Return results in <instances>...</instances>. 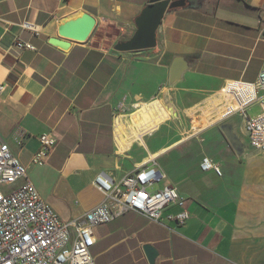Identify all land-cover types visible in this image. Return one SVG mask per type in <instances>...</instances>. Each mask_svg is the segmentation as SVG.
I'll return each mask as SVG.
<instances>
[{"label":"crops","instance_id":"obj_1","mask_svg":"<svg viewBox=\"0 0 264 264\" xmlns=\"http://www.w3.org/2000/svg\"><path fill=\"white\" fill-rule=\"evenodd\" d=\"M149 1L0 0V143L65 222L106 202L98 175L118 184L154 160L164 178L152 190L174 186L187 199L184 224L168 219L181 211L171 205L161 224L130 211L95 228L96 264H149L147 244L159 251L157 264H264V153H236L220 128L232 117L195 126L215 114L208 103L222 99L227 82H255L264 69V0H187L166 13L156 48L115 50ZM78 12L96 18L93 33L86 42L62 39L61 20ZM19 40L36 49H18ZM177 58L187 70L171 85ZM50 130L58 144L44 166L34 165ZM206 158L222 175L204 169Z\"/></svg>","mask_w":264,"mask_h":264},{"label":"built area","instance_id":"obj_2","mask_svg":"<svg viewBox=\"0 0 264 264\" xmlns=\"http://www.w3.org/2000/svg\"><path fill=\"white\" fill-rule=\"evenodd\" d=\"M264 22V17H263ZM24 29L34 30L31 23ZM20 50H35L29 42L19 40ZM6 85H0V97ZM228 104L223 120L240 115L250 146L264 153V69L257 81H229L222 89ZM259 103L261 112L249 115L253 104ZM232 105H235L234 109ZM124 103L119 106L123 109ZM231 106V107H230ZM1 113V109H0ZM25 133L18 131L16 141L23 145ZM40 147L32 156V163L44 166L58 144L53 130L39 137ZM153 164L144 165L125 176L118 184L98 175L95 184L105 195L106 202L81 217L65 222L43 198L28 178V167L16 157L10 146L0 143V264H96L92 249L97 243L95 228L107 225L125 213L134 211L150 222L161 224L165 209L177 205L181 211L168 219L184 224L190 218L187 199L174 186L152 190L163 178ZM205 170L222 175L219 165L206 158ZM23 181L19 186L17 184Z\"/></svg>","mask_w":264,"mask_h":264},{"label":"water","instance_id":"obj_3","mask_svg":"<svg viewBox=\"0 0 264 264\" xmlns=\"http://www.w3.org/2000/svg\"><path fill=\"white\" fill-rule=\"evenodd\" d=\"M186 5L187 0H150L149 4L142 10L135 21L137 30L132 38L116 44L115 50L119 52H137L156 48L158 44V30L162 25L166 13L174 9L186 7ZM78 13L82 15L73 20L66 22L67 18L71 15L61 20L59 36L62 39L86 42L93 33L97 23L96 18L88 12ZM50 43L62 49L70 47L69 42L56 38H51ZM186 70V62L181 58L175 59L171 64L170 70L171 85L180 81ZM220 128L237 154L242 155L252 149L248 140L237 133L238 126H236L235 121L222 123ZM143 250L149 264H157L160 256L157 248L151 244H147L143 247Z\"/></svg>","mask_w":264,"mask_h":264},{"label":"bare ground","instance_id":"obj_4","mask_svg":"<svg viewBox=\"0 0 264 264\" xmlns=\"http://www.w3.org/2000/svg\"><path fill=\"white\" fill-rule=\"evenodd\" d=\"M75 18H77V17H73V16L72 17H68L67 20H66V22H68L70 20H73ZM220 94H221V98H222L221 100H219V99L218 100H210L209 103H208V106H210L211 109H212L211 111H213L214 109H216L215 114L213 115V112H210V111L209 112H206L204 114V120L201 121V122H196L195 123V126H197V127H204V126H207L209 124H213L215 122H218V121H220V120H222V119H224L226 117V115H227V109H228V104L229 105H231V104L230 103H226V100H225V97H224L225 92L222 91ZM217 96H218V94H217ZM220 105H221V109H220ZM232 107L234 109H236L235 108V105H232ZM170 108H171V111L174 113V111H175L174 110V107L172 105H170ZM138 109H139V106H138Z\"/></svg>","mask_w":264,"mask_h":264},{"label":"rangeland","instance_id":"obj_5","mask_svg":"<svg viewBox=\"0 0 264 264\" xmlns=\"http://www.w3.org/2000/svg\"><path fill=\"white\" fill-rule=\"evenodd\" d=\"M261 112V106L259 103H255L252 105V107L249 109V115L250 116H256L258 115L259 113ZM233 120H235V123H236V126H240V128L244 127L245 126V121H244V118L242 116H240L239 114L238 115H235L234 117H232ZM241 130V129H240Z\"/></svg>","mask_w":264,"mask_h":264}]
</instances>
